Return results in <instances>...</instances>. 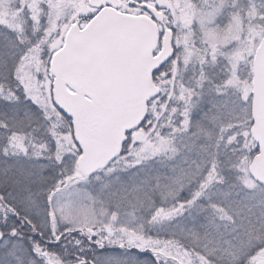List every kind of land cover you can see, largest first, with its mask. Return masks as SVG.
<instances>
[{
	"label": "snow or ice",
	"instance_id": "6c2138e0",
	"mask_svg": "<svg viewBox=\"0 0 264 264\" xmlns=\"http://www.w3.org/2000/svg\"><path fill=\"white\" fill-rule=\"evenodd\" d=\"M0 264H264V0H0Z\"/></svg>",
	"mask_w": 264,
	"mask_h": 264
}]
</instances>
